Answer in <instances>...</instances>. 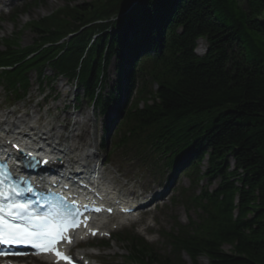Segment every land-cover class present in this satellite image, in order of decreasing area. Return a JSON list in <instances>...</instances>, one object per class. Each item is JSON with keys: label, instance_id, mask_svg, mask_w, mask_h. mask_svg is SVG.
<instances>
[{"label": "trees", "instance_id": "trees-1", "mask_svg": "<svg viewBox=\"0 0 264 264\" xmlns=\"http://www.w3.org/2000/svg\"><path fill=\"white\" fill-rule=\"evenodd\" d=\"M29 26L39 36V54L25 63L28 55L4 54L2 66L22 63L11 77L22 82L28 67L49 64L92 97L113 57L123 64L127 51L129 60L161 51L140 68L150 82H141L139 97L150 95L148 83L159 90L152 105L128 112L126 127L147 130L132 134L157 154L195 147L196 157L209 156L200 179L219 180L213 192L191 199L202 211L200 222L180 228L172 245L210 264H264V0H94L65 5ZM199 41L207 43L203 56L195 53ZM230 159L236 170L228 171ZM132 244L134 262L172 264L147 245Z\"/></svg>", "mask_w": 264, "mask_h": 264}, {"label": "rangeland", "instance_id": "rangeland-1", "mask_svg": "<svg viewBox=\"0 0 264 264\" xmlns=\"http://www.w3.org/2000/svg\"><path fill=\"white\" fill-rule=\"evenodd\" d=\"M8 0H5V3ZM10 1H15L16 2V8L14 10L13 13H11L9 15V20L8 22H1L0 21V49L3 48V43L2 40H6L7 38L12 37V35L14 34V32L18 31L20 32V38H21V46L25 47L28 45H31L33 43V39L34 36L33 34L28 31V30H24L22 33L21 31L23 30V25H25L28 21H33V20H38V19H42L44 17H48L51 14L55 13L56 11H58L60 8H62L63 6H65L66 4H68L71 7H77V6H84V5H88L90 3H92L94 0H44V2L40 5L37 6H30L27 7L25 6L26 4L29 3V0H10ZM50 2H52V6H50ZM25 6V7H24ZM8 17V16H6ZM8 18H5V20H7ZM207 45L204 41H201V43H198L197 45V49H196V53L199 54L200 56H202V54L205 53ZM51 72L47 73V76H50ZM109 75L110 78L108 79L107 85L105 84V91L107 92V97H109L111 95V87L115 86V70H113V67H110L109 69ZM48 83V81H47ZM66 81L65 80H58L54 85H58V87L56 86V90L58 91V101H51L48 100L46 101V104L44 106H41V108L43 109H39L40 110V117H43L45 115V112L47 111L48 108H53L52 109V115L48 118V120L52 119L53 117L57 116L60 114L62 108H64V106L69 105L68 108L70 107L72 113H75V115H77V113H81V112H85L87 113V115L90 116V118L94 119L96 121L94 128H89L87 129L89 133L91 134H103L102 132V123L103 120L106 122V125L104 128L110 127V123L112 122V120L116 117V108L111 107L109 110V114L105 117V119L102 116H99V112H92L91 109V104L90 102L85 99L82 98V92H80V90L76 89L74 86H69L68 83L66 85ZM37 80L35 76H32V87H34L32 89V92L29 96V98L27 99V101H25L24 103H20V104H16L15 108L13 107H6L4 102V97L6 96V93L0 88V113L3 112H9V111H20L22 112V114L25 112L26 108H33L35 107V105L37 103H40L42 100H44V97L46 94L49 93V90L46 91L45 95H39L38 91H37ZM65 92L68 93V97L66 99H64V95ZM79 92L80 96V101L77 104V102H74V98L77 96ZM77 105L78 107V111L74 112L73 107L74 105ZM56 107V109H55ZM7 109V110H5ZM80 110V112H79ZM32 111V109H31ZM114 111V117L111 118V112ZM65 125V124H63ZM114 126H112V130H111V134L113 132V128ZM92 138L87 137V141H86V145L92 142L91 140ZM113 162V166L116 168H119L121 170V172H127L128 174L131 175H136L137 179L136 181H133L132 183L135 184V186H139L141 189L146 188L148 190H151L152 187L160 180H164L167 178L168 175V170L163 169V172H159V174L157 175H153L151 176V173H149L148 171L139 168V165L136 161H133L132 159H125V160H120L118 158H112L111 160ZM139 168V169H138ZM149 174V177H148ZM122 179L118 180V183H122L123 185H125L124 181H121ZM185 178L184 176H180L179 177V181H184ZM132 183H130V185L126 186V189H132ZM181 183V182H180ZM183 184L185 185H189L188 180L186 179ZM202 185H205L207 187V183L201 182ZM215 184H213L212 188H214ZM125 190V188H124ZM163 212H165V219L162 220V222L165 221V225L163 226L165 229H170L172 227V219L170 218V215H174L178 217V220L182 223H185L187 221V215L184 211V209L181 206L178 205H172L171 207V203H167L164 208H163ZM157 215H150L148 218L150 219L149 222L151 221L152 218L156 217ZM157 220L159 221V216H157ZM146 221V220H145ZM148 222V223H149ZM160 226H162L160 224ZM163 242L162 241L159 242V245H161ZM96 242L92 243L89 246H93L96 247ZM113 255H115L114 258L110 259H105L103 258V262L105 264H122L123 258H121L122 255L125 254L124 251H120L118 249V246L116 244H114L113 246H111ZM224 251L227 253L231 254V248L225 246L224 247ZM123 257V256H122ZM117 258V260H115ZM183 262L184 264H190V262L183 257ZM115 260V261H114ZM114 261V262H113ZM198 264H208V260L205 258H202L199 260Z\"/></svg>", "mask_w": 264, "mask_h": 264}, {"label": "snow or ice", "instance_id": "snow-or-ice-1", "mask_svg": "<svg viewBox=\"0 0 264 264\" xmlns=\"http://www.w3.org/2000/svg\"><path fill=\"white\" fill-rule=\"evenodd\" d=\"M47 163L37 161L41 166ZM28 195L37 196L42 193H38L23 177L13 178L7 163L0 161V246L8 249L31 247L36 250L34 254L51 251L58 258L70 260L56 250V245L66 239L69 227L78 226L79 211L63 215H40L33 210V202L25 198ZM67 240L71 243L70 237ZM6 254L9 253L0 252V255ZM11 254L25 255L22 252Z\"/></svg>", "mask_w": 264, "mask_h": 264}, {"label": "bare ground", "instance_id": "bare-ground-1", "mask_svg": "<svg viewBox=\"0 0 264 264\" xmlns=\"http://www.w3.org/2000/svg\"><path fill=\"white\" fill-rule=\"evenodd\" d=\"M66 5H68V4H66ZM50 6H52V2H50ZM162 20L164 21V19H162ZM199 43H201V41H199ZM67 97H68V93L65 92L64 99H66ZM34 109H36V110L39 109V105H37L36 107L33 108L32 113L27 112V113L22 114V115H20L21 114L20 112H15V111L0 113V142H5V141L7 142V140L11 141L14 138V136L20 137L21 139L28 141L30 139L27 138V134H29L33 137L39 135V133L37 132V130H38L37 128H38V125H40V122H39L40 120L37 119L38 113L36 111H34ZM67 116H68V118H74V123H75L74 125L76 127L78 125H80V120H86L87 125L90 122V117L85 112H81L77 116H75L73 114L72 115L67 114ZM28 122H31V123H28ZM83 127H85V126H83ZM76 131L77 130L75 129V131L72 132L73 139H78V134L76 133ZM57 134H58V132L56 130L46 131L45 133L42 134V137L40 139H42L45 136L47 138L43 142L55 143V141L57 140V139H55ZM82 138H83V136H82ZM67 142H68V140L65 143L67 144ZM78 148L80 150L83 149V147L80 145V143H78ZM66 150H67L66 152L64 151L65 153H62V159L60 161H63L64 163H69L70 165L71 164L76 165L79 163L78 159H81L80 165L84 166V168H82V169H85L86 165L88 164V161L94 157V156L91 157V156L84 155V154H78V149L76 147H67V145H66ZM97 155L98 154L96 153L95 156H97ZM71 156L76 157L77 159H72ZM70 161H73V162H70ZM71 168L74 169V166ZM233 169L236 170L235 163L233 165ZM62 172H64V171H62ZM100 172H101V170H100ZM238 174H241V173L238 172ZM165 192H167V190H165ZM158 198H159V196L156 195L155 199H158Z\"/></svg>", "mask_w": 264, "mask_h": 264}]
</instances>
